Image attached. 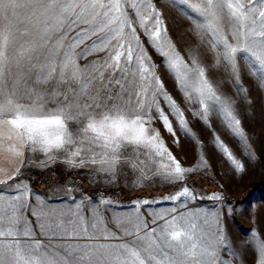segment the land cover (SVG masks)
Listing matches in <instances>:
<instances>
[{
    "label": "snow or ice",
    "instance_id": "6c2138e0",
    "mask_svg": "<svg viewBox=\"0 0 264 264\" xmlns=\"http://www.w3.org/2000/svg\"><path fill=\"white\" fill-rule=\"evenodd\" d=\"M160 0H0V264H236L222 217L187 178L155 122L188 132L186 111L205 124L216 114L249 151L230 84L247 103L245 75L264 89V0H168L187 21L174 38ZM159 57V61L154 59ZM172 81L170 91L161 76ZM223 72L213 78V73ZM179 95V100L176 95ZM233 173L245 163L214 134ZM39 157V159H37ZM63 164L134 187L157 180L175 190L124 207L100 194L35 193L25 170ZM167 201L169 207L153 208ZM264 264V238L243 245Z\"/></svg>",
    "mask_w": 264,
    "mask_h": 264
},
{
    "label": "rangeland",
    "instance_id": "374dc122",
    "mask_svg": "<svg viewBox=\"0 0 264 264\" xmlns=\"http://www.w3.org/2000/svg\"><path fill=\"white\" fill-rule=\"evenodd\" d=\"M158 7L164 12L169 30L175 38L184 29L187 21L168 3V0H160ZM154 59L159 61V57L155 55ZM160 73L167 87L172 91V81L165 75L163 67ZM223 75V72L213 73V78ZM254 80L255 78L247 75L244 77V87L248 89L247 99L251 103L245 102L236 95L230 84H224L222 91L236 101L238 115L250 145L249 151L255 159L249 160L244 157L242 146L232 137L216 114L210 115L209 123L205 124L186 111L188 132L182 130L174 121L175 136L165 131L159 121L155 122V127L160 130L167 146L184 166H193L200 154L206 159L207 167L187 178V184L205 197L197 200L192 207L214 209L217 207V202L208 199L207 196L211 193H222L223 201L220 206L225 210H232L230 215L222 217V221L231 238L232 246L243 257L242 260H237L236 264H252L253 251L243 247L250 237L251 230H257L264 238V89L257 87ZM174 95L179 100V95L176 93ZM214 134L219 136L233 150L237 158L245 163L244 174L233 173L232 168L214 146ZM25 177L30 181L33 191L43 196L61 195L55 186L69 183L78 189L74 193L76 196L84 193L95 200L103 194L118 201L124 207H131L132 202L136 200L158 201L160 197L175 190L158 180L143 187H134L130 175L121 176L118 183L108 184L101 176L83 170H68L63 164H56L47 169L32 167L25 170ZM169 206L167 201L152 205L153 208Z\"/></svg>",
    "mask_w": 264,
    "mask_h": 264
},
{
    "label": "crops",
    "instance_id": "0c3cea01",
    "mask_svg": "<svg viewBox=\"0 0 264 264\" xmlns=\"http://www.w3.org/2000/svg\"><path fill=\"white\" fill-rule=\"evenodd\" d=\"M4 166H5L4 164L0 163V167H4Z\"/></svg>",
    "mask_w": 264,
    "mask_h": 264
}]
</instances>
